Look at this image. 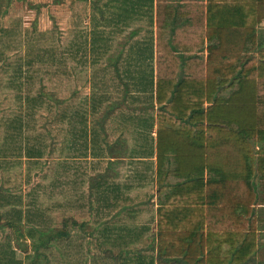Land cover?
Masks as SVG:
<instances>
[{
    "label": "trees",
    "instance_id": "16d2710c",
    "mask_svg": "<svg viewBox=\"0 0 264 264\" xmlns=\"http://www.w3.org/2000/svg\"><path fill=\"white\" fill-rule=\"evenodd\" d=\"M6 1L8 6L12 1L22 0ZM63 1L51 0V4ZM28 6L30 9L39 7L33 3ZM103 6L106 10L103 7L102 11L92 13L97 16L90 15L94 27L89 40L93 43L103 37L104 30H97L100 24L118 26L143 20L147 27L155 25V61L153 46H144L147 51L144 71L150 77L147 85L151 88H148L156 94L158 194L169 190L157 211L156 264H253L249 261L257 250L256 222L259 219L264 222V216H257L260 210L264 211L262 41L259 40L255 53L242 55L239 63L235 60L244 50L246 41H251L254 50L255 26L264 20V0H179L172 4L167 0H105ZM53 23L55 28L51 30L56 31L57 24ZM40 35L45 33L40 32ZM187 37L197 39L198 43L192 47L175 43ZM204 39L209 42L206 58L203 57ZM76 45V51L80 50L78 44L72 43L70 47ZM49 55V61L59 65V59L51 51ZM218 56H226V60ZM35 61L42 62L41 55L32 56L25 64L33 67ZM29 67L24 71L23 64L18 62L16 73L9 77L8 87L16 91L15 97L32 107L47 100L46 113L51 124L54 123L53 133L56 123L65 120L72 148L78 146L79 154L85 157H102L105 152L103 131L99 125L89 122L98 117L105 98L92 94L87 103L84 100L87 107L74 110L69 106L60 113L61 99L50 89L44 93V87L40 86L34 94L22 96V86L25 83L32 86L30 81L35 76L29 73L32 70ZM249 69L253 73H248ZM29 114L33 113L25 112L24 116L29 117ZM21 117L17 115L14 123L9 124L13 131L28 126L30 118L22 121ZM51 133L48 127L45 134L49 137ZM40 139L42 137L38 136V141ZM28 142L29 139L25 145L26 156H40L41 151ZM52 143L51 137L49 154L55 148ZM166 151L173 154L172 159L165 156ZM167 160L168 163L172 160V169L163 167ZM171 176L174 181L169 180ZM104 183V179L99 181L102 187ZM101 186L97 185L96 201L105 199V190H99ZM189 194L197 199L192 203L194 213L204 215L205 222L208 212L220 213L225 219H218L221 223L211 221L212 227L208 225L205 234L198 231L201 222L194 225V232L187 230L184 216L189 213L186 207ZM259 203L261 207L257 209ZM52 220L48 231L44 232L48 235L40 238L36 248L68 237ZM223 246L226 247L223 249ZM153 262L152 258L150 264Z\"/></svg>",
    "mask_w": 264,
    "mask_h": 264
},
{
    "label": "crops",
    "instance_id": "0c3cea01",
    "mask_svg": "<svg viewBox=\"0 0 264 264\" xmlns=\"http://www.w3.org/2000/svg\"><path fill=\"white\" fill-rule=\"evenodd\" d=\"M168 4L178 2L179 0H167ZM105 28H110L109 31H104L103 37L96 40H89L88 44L92 47V51L95 52L93 56L98 58L104 57L105 69L102 68L104 73L101 75H95L90 73L86 77L89 92L88 95H84L81 100L88 101V98L92 94H98L100 98L103 96L105 100L102 104V115L94 119V125H99L101 131H103V139L105 141V152L103 154L105 158V168L102 171L86 175V179L80 184L86 182V196L88 197V212L89 217L86 221H78L75 217H69L73 226L66 227L67 218L61 219L59 224L63 226L64 231H68L70 227L74 230L89 226V236L104 237L107 239V243L104 248L107 255H113L118 261L117 264H150L152 258L153 264H156L157 255V211L158 207L163 203L165 194L169 190H165L160 195L158 194V170L156 160V94L151 91V87L147 85V79H150L149 75L144 71L146 63V49L144 46H153V54L155 61L156 50V38H155V25L152 27L138 26L136 31L130 29L128 24H119L115 26L107 24ZM261 28L264 34V20L255 26V44L254 50H252L251 41H246L244 50L240 56L235 60L236 63L241 61V56L246 54L255 53L258 48L259 40L264 45V36L259 35V29ZM127 32V33H126ZM126 34V35H125ZM116 35V36H115ZM124 36L119 39L118 36ZM152 37V38H151ZM161 42H163L161 40ZM180 46H195L198 43L197 39L187 37L179 39L175 42ZM208 41L204 39L203 48L206 58L208 51ZM240 44L238 43V46ZM239 49V48H238ZM220 60H226L220 58ZM227 60H229L227 58ZM251 63V62H250ZM153 64V63H152ZM248 73H253L251 69ZM96 83H93V82ZM93 84H96L93 86ZM8 87V84L6 85ZM2 86V88H6ZM99 87L102 91H98ZM150 87V88H148ZM10 88V87H9ZM102 88V89H101ZM13 90V88H10ZM104 89V90H103ZM22 91V90H21ZM20 91V92H21ZM249 92H251V80L249 81ZM75 94L74 92L71 94ZM227 94V92L225 93ZM74 96V95H73ZM72 96V97H73ZM87 96V97H86ZM71 101V99H67ZM64 102V101H63ZM70 105L71 109H79L84 105ZM87 107V104H85ZM106 120L113 125L112 137L108 141L104 137L106 130L104 125ZM8 119H5V122ZM6 124H10L6 123ZM92 124V121H90ZM17 130V129H16ZM7 133L4 140H7L6 144L0 143V264H38L39 251L30 255L29 251H26L27 245H24L22 251L16 248L9 237H23L29 238L38 234V238H44L48 234L49 220L47 230L43 231L44 224V203L43 198L39 202V196L34 195L31 186L32 182H27V178L32 179V173H28L26 177L25 168H20V162L10 164V156L14 153L13 150H19L22 146L19 139H12L11 137H17L19 131H13V128L7 126ZM70 142V141H69ZM71 145V144H70ZM75 145V144H74ZM23 147V146H22ZM43 147V144H42ZM41 147V155H35L41 159L43 157V149ZM76 150L77 147L72 148ZM12 151V154H11ZM172 153L165 152L167 158L172 159ZM49 155V150L47 152ZM35 156L28 157L24 155L23 160L34 159ZM73 156V153L72 155ZM77 156V155H76ZM102 156V157H103ZM19 160L22 159L18 158ZM89 159V158H87ZM92 159V158H90ZM32 164L34 162H31ZM64 164V163H63ZM49 167V162L46 163ZM164 168L172 169V160L168 163V160L163 164ZM170 167V168H168ZM29 168V167H26ZM43 169H38V174ZM66 166L64 165V172ZM105 180L104 187L99 184L100 180ZM204 179L206 180V174ZM170 181H174V177H169ZM74 184L75 179H74ZM97 185L101 186L105 190V199L96 201L94 196L96 195ZM149 186V187H147ZM43 188V187H41ZM150 189L149 193L147 189ZM154 190H151V189ZM38 189V188H37ZM30 190V191H29ZM143 191V197H136L138 191ZM29 191L31 199H26V193ZM187 193L189 189H186ZM39 192V190H37ZM43 193V192H42ZM149 198L148 202L142 198ZM189 213L185 214L184 218L187 220V230L194 232V225L201 222V228L198 231L201 234L207 232V227L211 221L219 223L218 219H225V216L216 214H207L208 220L204 221V215H196L194 213L195 205L192 204L194 199L192 194L186 196ZM203 200V198H202ZM29 202H32L29 205ZM260 202V197H259ZM98 204V205H96ZM149 205V210L145 209V205ZM261 203L256 205V208ZM95 206L98 208L94 209ZM154 208V210H153ZM262 209V208H259ZM49 211V207L48 210ZM46 211V212H47ZM149 213L146 217L145 213ZM48 216L49 212H47ZM173 214L174 213H170ZM264 211H259L257 216H264ZM47 216V217H48ZM27 218V221H26ZM181 217H179L180 219ZM234 218V217H233ZM46 219V218H45ZM188 220L190 221L188 223ZM29 222V223H27ZM221 223V222H220ZM193 225V227H192ZM218 225V224H217ZM211 226V225H210ZM212 227V226H211ZM235 227V225H234ZM256 239L257 250L251 256L250 263H264V222L259 219L256 222ZM60 229V228H59ZM219 231V228L217 229ZM235 231V229L233 230ZM68 233V232H67ZM217 233V232H216ZM188 234V233H187ZM186 234V235H187ZM192 235V234H190ZM151 236L154 239V249L150 246L140 245L141 242ZM2 237H6L4 240ZM187 238V236H186ZM204 240V238H203ZM27 243V241H26ZM38 243H33V248L38 246ZM132 245L133 247H129ZM226 246H223V249ZM42 248V247H41ZM155 251L154 257L147 254ZM193 254V251H191ZM205 254V253H204ZM149 256V257H148ZM148 262V263H147Z\"/></svg>",
    "mask_w": 264,
    "mask_h": 264
},
{
    "label": "rangeland",
    "instance_id": "374dc122",
    "mask_svg": "<svg viewBox=\"0 0 264 264\" xmlns=\"http://www.w3.org/2000/svg\"><path fill=\"white\" fill-rule=\"evenodd\" d=\"M104 1L64 0L60 4L54 5L51 4V0H22L12 1L7 6L6 0H0V143L6 144L7 142V140L3 139L9 125L6 123L10 121L13 124V120L17 115H22V121H29L30 118L28 126H23L20 133L17 134L23 149L13 150L15 154L10 156L9 162L10 164L12 162H20V168H25L26 177L29 176L28 173L31 174L33 171L32 179L28 177L26 181L32 182L31 185L33 186L31 187L35 189L33 193L36 197L37 195L39 196V202L43 198V231L48 228L47 218L49 223L51 219H54L52 221L55 222L52 224L60 229H63L64 225L62 224L61 226L59 221L65 217L67 218V228L73 226L69 217H75L78 221L88 220L86 182L84 184L80 183L86 179V175L102 171L106 165L105 158L103 156L90 159V155L87 157L80 155L78 146L76 150H72L69 142V133L67 132L69 126L65 120H62L60 124L56 123V130L53 133L54 123L52 122L53 124H51L49 115L47 116L46 113L47 100L39 103L38 107H32L31 104H25L24 100H18L15 97L16 91L6 87V85L9 77L16 73L18 62L23 64L22 69L26 71L27 67H29L25 64L26 61H29L32 56L35 57V55L39 54L43 61H35L33 67H29L32 69L29 73H33L35 76L30 81L32 86L26 83L22 86V96L34 94L41 86L44 87V93L50 89L61 99L59 104L60 113L70 105L74 106L75 103L76 105H78L77 103L85 105L81 98L84 95H88L89 92L88 88H85L88 86L86 77L90 73L101 75L100 73H104L102 68L105 69L106 61L104 57L93 56L95 52L92 51V47L88 44L92 34L91 30L94 27L91 24L93 20L90 21V15L97 16V14L92 13L102 11ZM28 3H33L39 7L30 9ZM4 8H6L5 12ZM104 9L106 10L105 7ZM53 22L57 24L56 31L51 30L55 28ZM102 25H98L97 30L109 31L110 28L106 29ZM139 25L144 26V21L135 20L129 23V27H132L130 29H136ZM40 32H44L45 35L41 36ZM260 34L264 36L261 28L259 29ZM123 37L121 35L118 36L119 39ZM72 43L78 44L80 50L76 51L77 45L71 48L70 45ZM50 51L59 59V65L49 61ZM51 73H58V75H52ZM93 83L96 82L94 81ZM2 86L6 88H2ZM98 89L100 88L98 87ZM73 92L75 93L73 94L74 96L71 95ZM67 99H71V101ZM25 112L33 114H29L30 116L26 117L24 116ZM102 113L103 110L101 109L97 116L100 117ZM5 119H8V122H5ZM89 120H91L90 116ZM92 124H94V121H92ZM48 127L52 130L49 137L46 135ZM104 129L106 130L104 137L108 141L111 140L113 134L111 122L106 120ZM38 136H41L42 140L38 141ZM51 137L55 148L51 154L47 155ZM27 139H29L28 144H34L38 150H41L44 143L42 147L43 157L41 159L35 156V160H23L27 150L25 149ZM39 144L40 146H38ZM99 146L101 147V144ZM72 153L73 156H71ZM21 157L22 159L19 160L18 158ZM31 162L34 163L32 164ZM47 162H49V167L46 165ZM64 165L66 166L65 172ZM41 168L43 170L38 174L37 171ZM74 179L76 184H74ZM151 190L154 189L152 188ZM29 191L26 193L27 201L31 199V195L28 194ZM143 191H138L136 197H143ZM146 191H144L145 194L149 193L150 189L148 188ZM143 199L146 202L150 200L147 196ZM31 203L29 202V205ZM149 205L146 204L145 209L149 210ZM48 207L49 211H47ZM96 208L97 206L94 209ZM46 211L49 212L50 217ZM145 214L148 217L149 213ZM88 227L87 224L82 230H74L70 227L67 231L68 237L66 239H60L53 243L47 242L46 247L41 248L39 246L37 249H34L32 245V242L37 243L41 238H38L37 233L28 239L13 236L9 238L20 251H22L24 245H27L25 248L26 251L30 252V255L39 251L43 256H39L38 260H34L38 261V264H117L118 259L113 255H107L104 248L108 242L107 239L100 236L95 237V233L92 234L93 236H89L90 230ZM5 238L2 237L3 240ZM154 241L149 236L140 245L147 244L154 249ZM129 247L133 246L129 245ZM150 253L154 257L155 251L149 252L147 249V254L151 255Z\"/></svg>",
    "mask_w": 264,
    "mask_h": 264
}]
</instances>
